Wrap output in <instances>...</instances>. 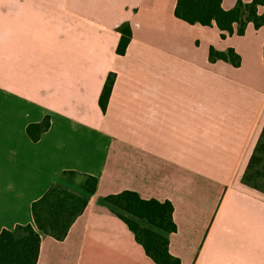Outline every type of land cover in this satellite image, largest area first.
<instances>
[{
    "label": "crops",
    "instance_id": "0c3cea01",
    "mask_svg": "<svg viewBox=\"0 0 264 264\" xmlns=\"http://www.w3.org/2000/svg\"><path fill=\"white\" fill-rule=\"evenodd\" d=\"M176 1L0 0V231L34 225L63 171L97 179L63 239L41 233L35 264H156L102 200L123 190L172 203L180 264H264V193L241 182L264 129V24L221 38L177 18ZM210 46L240 64L210 61Z\"/></svg>",
    "mask_w": 264,
    "mask_h": 264
},
{
    "label": "trees",
    "instance_id": "16d2710c",
    "mask_svg": "<svg viewBox=\"0 0 264 264\" xmlns=\"http://www.w3.org/2000/svg\"><path fill=\"white\" fill-rule=\"evenodd\" d=\"M222 0H177L174 15L189 24L211 26L220 31V37L236 33L242 35L248 23L257 29L264 24V0H237L230 9L221 6ZM120 33L116 53L123 55L131 40V27L122 23L118 27ZM208 59L227 61L234 66L240 64L241 58L233 48L225 51L210 46ZM264 61V44H263ZM115 74L110 72L99 95V105L105 111L113 87ZM48 117L39 123H31L26 132L36 141L48 128ZM80 176L83 179L80 189L86 193L82 196L60 188L56 183L31 205L34 225L18 224L13 229L0 231V264H35L39 254L41 233L61 240L74 219L84 210L88 197L96 188L97 179L90 175H81L75 171H63L64 176ZM244 185L264 193V129L254 147L253 153L241 177ZM116 214L126 223L145 254L156 264H180L179 258L169 251L168 235L177 229L173 220V205L169 200L160 201L155 198L144 199L137 192L123 190L108 194L102 198ZM138 220H143V226Z\"/></svg>",
    "mask_w": 264,
    "mask_h": 264
},
{
    "label": "rangeland",
    "instance_id": "374dc122",
    "mask_svg": "<svg viewBox=\"0 0 264 264\" xmlns=\"http://www.w3.org/2000/svg\"><path fill=\"white\" fill-rule=\"evenodd\" d=\"M83 179L80 176H64L60 178L56 184L60 186V188H65L70 192H74L75 194L82 195L83 191L80 189V184H82Z\"/></svg>",
    "mask_w": 264,
    "mask_h": 264
}]
</instances>
